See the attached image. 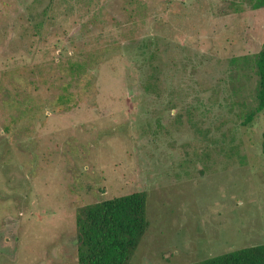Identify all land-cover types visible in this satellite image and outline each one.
Here are the masks:
<instances>
[{"label": "rangeland", "instance_id": "1", "mask_svg": "<svg viewBox=\"0 0 264 264\" xmlns=\"http://www.w3.org/2000/svg\"><path fill=\"white\" fill-rule=\"evenodd\" d=\"M256 2L0 0V264H78V209L138 192L130 264L264 245Z\"/></svg>", "mask_w": 264, "mask_h": 264}, {"label": "trees", "instance_id": "2", "mask_svg": "<svg viewBox=\"0 0 264 264\" xmlns=\"http://www.w3.org/2000/svg\"><path fill=\"white\" fill-rule=\"evenodd\" d=\"M255 6L264 7V0H257ZM83 68V64L73 66L77 73ZM254 68L258 77L257 106L245 116L244 126L252 123L257 114H264V44L254 57ZM67 98L62 97V101ZM262 139L264 153V132ZM147 204V193L138 192L79 208L76 215L78 264H130L150 226ZM193 264H264V245Z\"/></svg>", "mask_w": 264, "mask_h": 264}]
</instances>
